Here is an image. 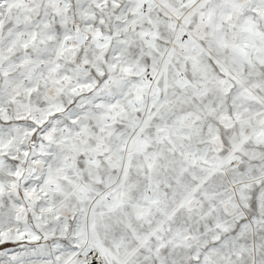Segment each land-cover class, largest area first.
<instances>
[{
  "label": "snow or ice",
  "instance_id": "1",
  "mask_svg": "<svg viewBox=\"0 0 264 264\" xmlns=\"http://www.w3.org/2000/svg\"><path fill=\"white\" fill-rule=\"evenodd\" d=\"M0 264H264V0H0Z\"/></svg>",
  "mask_w": 264,
  "mask_h": 264
}]
</instances>
